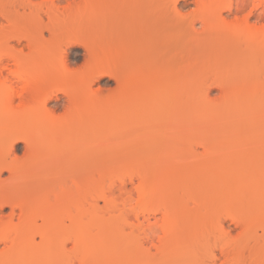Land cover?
<instances>
[{"label":"rangeland","instance_id":"rangeland-1","mask_svg":"<svg viewBox=\"0 0 264 264\" xmlns=\"http://www.w3.org/2000/svg\"><path fill=\"white\" fill-rule=\"evenodd\" d=\"M12 1L0 5L11 9ZM67 1H58L66 5L59 4V17L66 11L62 19L70 21H59L64 36L58 42L76 28L84 43L70 46L66 61L64 44L53 43L58 36L45 32L43 46L36 40L30 16L11 13V24L0 17L11 26H0L3 39L10 35L8 44L0 37L4 225H10L11 203L29 207L27 229L18 234L40 245L28 219L44 224L37 211L47 209L52 238L62 243L54 255L75 257V264L145 263L144 227L156 245L168 240L166 250L152 248L155 264H224L228 254L219 244H228L236 259L227 256L226 264H264V32L258 29L264 18L256 17L264 0L249 1L245 15L235 12L238 0H138L132 21L119 12L122 0ZM83 5L93 8L92 18L71 26ZM232 22L241 24V37ZM19 35L35 40L32 50L26 39L16 43ZM51 40L59 52L53 61L37 49ZM28 69L39 75L33 92ZM19 213L16 208L14 222ZM8 242L0 240V264L10 256ZM39 250L31 263L46 261L48 251Z\"/></svg>","mask_w":264,"mask_h":264},{"label":"bare ground","instance_id":"bare-ground-1","mask_svg":"<svg viewBox=\"0 0 264 264\" xmlns=\"http://www.w3.org/2000/svg\"><path fill=\"white\" fill-rule=\"evenodd\" d=\"M7 1V0H6ZM10 0H8V2H9ZM58 1H60V0H39V1H33V0H14V2L12 1V8L11 9H8V8H4L3 7V4H2V6L0 5V17L3 19V20H6L8 23H13V21H12V18H11V13H17V14H19V15H27V16H30L32 19H33V24H34V26L37 28V33H38V38L36 37V40L38 41V42H41V41H45V38H44V34H45V32H48L51 36H52V38H53V40H54V37L56 38L57 36H58V38H56L57 40H54V42L51 40V45H49V43H48V46H49V48H50V46H52L53 44H52V42L54 43V44H56L58 47H59V45H60V48L63 46V44H64V46H65V48H61L63 51H62V55L60 56L61 57V59L62 60H64V61H66L68 58H67V54H68V49H69V47L70 46H73L75 43L77 44V42H81L82 40H80L79 41V39L77 38V37H75V35L76 34H78V32L76 33L75 31H77L76 30V26L74 27L75 28V30H74V32L71 30V29H69V30H67L68 32L71 30L73 33L72 34H75L74 36L72 35V36H70V37H68V35H71V33L70 34H68V33H66V32H64L65 31V29H64V31H62V29H61V31H62V33H65V34H68L67 35V38L65 39L64 37V41H62V39H61V41L62 42H58V39L60 38V36H64V34H62L61 35V32L59 33L58 31H57V28L60 26V22L59 21H61V22H63V23H65V22H70V21H67V19H62L64 16L66 17V15H64V13H67L66 11H63L64 13H63V15L61 16L62 18H60L59 17V15H61V12H62V8L65 6L66 7V5H64L63 7H62V5L60 4V3H58ZM61 1H63V0H61ZM69 1H72V0H69ZM69 1H67V3L69 2ZM77 2H78V0H76ZM81 1H83V0H81ZM87 1V0H86ZM85 0H84V3H87ZM117 1V0H116ZM201 1V0H200ZM200 1H199V3H200ZM213 1V0H212ZM212 1H210L211 3H212ZM221 1V0H220ZM220 1H218V3L220 2ZM249 1H251V0H238L237 2H238V4L236 5H233L232 3V5L233 6H237V11H236V9H235V12H242L243 11V9L250 3ZM253 2H254V0H252ZM74 1H72V3H73ZM202 2V1H201ZM261 3H259L258 5H257V7L260 5H263V3H264V1L262 2V1H260ZM1 3V2H0ZM65 3V2H64ZM69 3H71V2H69ZM71 3V4H72ZM79 3V2H78ZM81 3V2H80ZM83 3V4H84ZM138 0H122V4H121V7H119V12L121 13V16L125 19V18H127V19H130L131 21H132V19L134 20V18L136 19V17H138L137 16V13H138ZM5 4V3H4ZM10 4V5H11ZM61 5V7L62 8H60V5ZM71 4H69L70 6H71ZM214 4V3H213ZM213 4H211L212 6H213ZM228 4V3H227ZM231 4H229V5H231ZM7 5H9V4H7ZM76 3L74 4V6L73 7H70L71 9H70V11H72V9L74 8V10H75V8H76ZM80 5V4H79ZM85 5V4H84ZM83 5V7L81 8L80 7V9L78 10V12H77V14L80 16V18H81V20H79L78 18H79V16H78V18H77V22L76 21H74L73 20V18H72V20L74 21V22H72L71 23V26H73L75 23V25H77V23H81L82 25H83V22L85 23L86 21H88V20H90L92 17V13H94V10H93V8H90V7H85ZM89 5H90V3H89ZM198 5V4H197ZM215 5V4H214ZM91 6V5H90ZM64 7V8H65ZM98 7V6H97ZM116 7V6H115ZM198 7V6H197ZM201 7H204V6H201ZM78 8H79V6H78ZM176 8H177V6H176ZM210 8V7H209ZM213 8V7H212ZM229 8V7H228ZM231 8H232V6H231ZM260 8V7H259ZM112 11H115L116 9L115 8H113V6H112ZM175 9V8H174ZM206 9V8H205ZM64 10H66V8L64 9ZM108 10V9H107ZM177 10H178V8H177ZM230 10V9H229ZM176 11V10H175ZM181 12H182V10H180ZM181 12H179V11H176V13L177 14H175V15H179L180 17H178V18H183L184 17V15L181 13ZM252 12V11H251ZM258 12H259V10H258ZM69 13H71V12H69ZM205 13V12H204ZM243 13V12H242ZM112 14V13H111ZM116 14H118V12L116 13ZM244 15H245V13H243ZM247 14V13H246ZM68 16L70 15V14H67ZM183 15V16H182ZM243 15V16H244ZM250 15H251V13H250ZM250 15H249V17H250ZM70 16H74L75 18L77 17L76 16V12H75V15H70ZM113 16V15H112ZM114 16H115V13H114ZM119 18H121L120 17V14L119 15H117ZM117 16H116V18H117ZM174 16V15H173ZM182 16V17H181ZM208 16H211V15H208ZM241 16V15H240ZM242 16V17H243ZM248 16V15H247ZM246 16V17H247ZM255 16V15H254ZM18 17V16H17ZM238 17V16H237ZM256 17H257V19L259 18H264V6L262 7L261 6V11L259 12V14H258V16L256 15ZM23 18H25V17H23ZM22 18V19H23ZM60 18V19H59ZM69 18V17H68ZM112 19L114 18V17H111ZM248 18V17H247ZM28 19V18H27ZM108 19V18H107ZM126 19V20H127ZM65 20V21H64ZM70 20V19H69ZM118 21L120 20V19H117ZM123 20V19H122ZM125 20V21H126ZM130 20H129V22H130ZM240 20V19H239ZM248 20V19H247ZM247 20H245V21H247ZM1 21V20H0ZM110 21V20H109ZM124 21V20H123ZM122 21V22H123ZM242 21H244V20H242ZM22 22V21H21ZM89 22V21H88ZM93 22V21H92ZM114 22V21H113ZM260 23H261V21H259ZM63 23H61V25L63 24ZM74 23V24H73ZM109 23V22H108ZM118 23H120V22H118ZM124 23V22H123ZM127 23V22H126ZM135 23V22H134ZM206 23V22H205ZM233 23V22H232ZM7 24V23H6ZM4 25V23H2V22H0V26L2 27V29H1V31H4L6 28H11V26L8 24V25ZM19 24V23H18ZM22 25H23V23H21ZM73 24V25H72ZM81 24H79L78 26H80ZM107 24V23H106ZM243 24H245V23H243ZM243 24H242V27H244L243 26ZM258 24V23H257ZM262 24V23H261ZM24 25H25V22H24ZM27 25H29V24H27ZM67 25V24H66ZM65 25V26H66ZM85 25V24H84ZM118 25V24H117ZM125 25V24H124ZM129 25H131V24H129ZM233 25L235 26V28H234V30H232V32L233 31H237L238 29H236V27H239L240 25L238 24V26H237V24L235 25L234 23H233ZM10 26V27H9ZM33 26V25H32ZM77 26V27H78ZM106 26V25H105ZM133 26V25H132ZM249 26H250V28L249 29H251V27H253L252 25H250L249 24ZM261 26V25H260ZM67 27H69V25H67ZM241 27V28H242ZM247 27V26H246ZM254 27H255V25H254ZM252 28V30H257L256 32L258 33V29L260 30L259 31V34H260V32L261 33H263L264 31V24H263V26H262V28L260 29V28H258L257 29V27H256V29L255 28ZM15 28H16V26H15ZM17 28H20L19 26L17 27ZM25 29H26V27H24ZM60 28H62V26H60ZM66 28V27H65ZM72 28V27H71ZM80 28V27H79ZM110 28H111V26H110ZM239 29H240V27H239ZM8 30H10V29H8ZM20 29H18L17 31H19ZM22 30V29H21ZM241 30V29H240ZM6 31V30H5ZM10 31H13L12 29L10 30ZM32 31V30H31ZM112 31V30H111ZM245 31V30H244ZM19 32H21V31H19ZM18 32V33H19ZM22 32H24L23 30H22ZM240 32V31H239ZM3 33V32H2ZM10 33V32H9ZM15 33V32H14ZM26 32H24V34H25ZM114 33V32H113ZM236 33V32H235ZM237 33H238V31H237ZM243 33H246V31L245 32H243ZM249 33V32H248ZM247 33V34H248ZM251 33H254V32H251ZM256 33V34H257ZM11 34V33H10ZM21 34V33H20ZM239 35L238 36H240L241 37V34L240 33H238ZM250 34V33H249ZM2 35V34H1ZM7 35V34H6ZM22 35H23V33H22ZM21 35V36H22ZM27 35V34H26ZM255 35V34H254ZM8 37L10 36V35H7ZM6 36V37H7ZM20 35H19V37L18 38H16L15 36H13L14 38L13 39H17L16 41V43H21L22 42V39L23 40H25V42H28L26 45L27 46H29V48H31V50H32V47L30 46V45H33V44H35L34 42H35V40L34 39H32V38H30L29 36H25L24 35V37L22 38ZM1 37V36H0ZM4 37V36H3ZM3 37H1L2 39H3ZM4 38L5 40H7V38ZM249 37V36H248ZM251 37V36H250ZM263 37V36H262ZM0 38V39H1ZM11 38H12V34H11ZM83 38V37H82ZM246 38H247V36H246ZM245 38V39H246ZM258 38V37H257ZM1 39V40H2ZM2 40V41H5V40ZM101 39V38H100ZM242 39H243V37H242ZM244 39V40H245ZM249 39V38H248ZM253 39V38H252ZM262 39V38H261ZM9 40H10V38L7 40V41H5V43L4 44H8L9 43ZM96 40V39H95ZM243 40V41H244ZM255 40V39H254ZM254 40H253V42H254ZM11 41H12V39H11ZM15 41V40H14ZM57 43H56V42ZM102 41V44H103V40H101ZM246 41V40H245ZM24 42V41H23ZM22 42V43H23ZM106 42V41H105ZM239 42H241V41H239ZM257 42V43H256ZM261 42H263V40L261 41ZM21 43V44H22ZM84 43V42H83ZM82 42L80 43V44H83ZM248 43H249V41H248ZM251 43V42H250ZM255 43L256 44H258V41L256 40L255 41ZM254 43V44H255ZM96 44V43H95ZM98 44V43H97ZM100 44V43H99ZM108 44V43H107ZM122 44V43H121ZM124 44V43H123ZM41 45L43 46V44H42V42H41ZM41 45H38L39 47H37V49H38V51H39V48H41V52H45L46 51V53H47V56L49 57V59L50 60H52V59H54L55 60V55H56V53H59V52H57L56 50L58 49V47L56 46V45H53L52 46V48L50 49L51 51H47L48 50V46H47V49H44V47H41ZM93 45V44H92ZM101 45V44H100ZM104 45V44H103ZM247 45V44H246ZM250 45V44H249ZM9 46V45H8ZM15 47V45H11V47ZM21 46V45H20ZM37 46V45H36ZM35 45H34V47H36ZM99 46V45H98ZM19 47V46H18ZM22 47V46H21ZM46 47V46H45ZM91 47V46H90ZM96 47V46H95ZM107 47H108V45H107ZM112 47V46H111ZM111 47H108V48H111ZM57 48V49H56ZM59 48V49H60ZM105 48H106V46H105ZM13 49V48H12ZM21 49V50H20ZM19 49V52H23V48H20ZM35 49V48H34ZM33 49V50H34ZM37 49H35V50H37ZM94 49V48H93ZM16 50V49H15ZM18 50V49H17ZM95 50V49H94ZM93 50V51H94ZM58 51H60V50H58ZM61 52V51H60ZM49 53V54H48ZM55 53V54H54ZM51 54V55H50ZM17 56V55H16ZM15 56V57H16ZM54 56V57H53ZM106 56V55H105ZM1 58H2V55L0 56ZM18 58V56L16 57V59ZM67 58V59H66ZM1 60V59H0ZM53 61V60H52ZM51 61V62H52ZM5 67V68H4ZM4 67H2V65H1V68L0 69H6V65L4 66ZM3 70H2V72H3ZM28 71H31V75H29V74H27L28 76H30V79L32 78V80H29V81H26V83H28L29 85H28V87H27V89L28 88H33V87H35L36 86V84H38L39 83V75H34V72L32 71V70H30V69H28ZM33 72V73H32ZM26 75V76H27ZM53 76H54V74H52ZM28 78V77H27ZM27 85V84H26ZM37 87V86H36ZM32 88H31V90L30 91H32ZM64 88H66V89H69V88H67V87H63L62 89H64ZM63 90L62 92L64 93H69V91L68 92H66L67 90ZM33 90H35V88L33 89ZM33 92V91H32ZM10 134H12V131H10L9 132ZM8 139V138H7ZM27 138H25V137H23L22 138V140H25V141H27L28 142V140H26ZM31 144V143H30ZM12 145V147L10 148V150H13L12 152H14V150H15V148H14V143L13 144H11ZM29 145V144H28ZM34 146V145H33ZM32 147V146H31ZM11 169V168H10ZM9 171H11V170H9ZM25 204V203H24ZM5 205V203H0V207L2 208L3 206ZM10 206H11V216H10V225H8V226H6V225H4L5 224V221L3 220V219H0V240H6V241H9L8 243V245H7V249H8V251H10L11 253L9 254L10 256H9V258L6 256V259L4 260V262H3V264H35V263H31V261H30V259H28L29 258V256H31V254L34 252V253H36L35 251H40V252H42L41 250H39V247H41V248H44L45 247V249L48 251V257L47 258H45V262H43V261H41V262H39V263H36V264H60V262H61V264H75V257H74V259H70L69 257H67V259H61V257H59V256H55L54 255V252H55V250H56V248L57 247H59L62 243H61V241H56L55 242V240L52 238L53 236H52V231H51V228H52V223H51V221H52V216H53V214H52V212L50 213L49 211H48V213H50V215L49 214H47L46 212V210L44 211H39V209H40V207H39V209H38V211L37 212H39V217H41V219L43 220V222H44V224H41V225H37L36 224V218L35 219H33V218H31V219H28L29 221H31L32 220V224L34 223V225L35 226H33L32 224V226L30 227V231H31V236H32V238L34 239L35 238V236H40L41 237V239H42V242H41V244L40 245H37L36 244V242L34 241V240H28V239H24V241L22 240H20L21 238H22V236L21 235H19L18 233H19V230H20V232H21V229H23L24 227V229H27V227L26 226H24V224L27 222V216L30 214L29 212H28V215H27V208H29V207H25V206H22V205H19V204H13V203H11L10 204ZM48 206V205H47ZM16 208H18L19 210H20V213H19V218H18V220H19V222H17V221H15V222H17V223H15L14 222V219H15V214H16ZM43 209H44V207H43ZM48 209H50V207L48 208ZM29 210V209H28ZM30 211V210H29ZM69 213V212H68ZM125 213L127 214H129V213H131V212H129L128 210L127 211H125ZM133 213V212H132ZM142 213H145V210H143L142 211ZM169 213L170 212H168V211H166L165 212V214H164V217L165 218H167V217H169L168 215H169ZM51 214H52V216H51ZM68 216H66V217H69V219H72L73 218V216L71 215V213L70 214H67ZM131 215V214H130ZM134 215H135V217L136 218H139V216H140V214L138 213V211H135L134 212ZM72 217V218H71ZM144 217V216H143ZM146 217V216H145ZM144 217V218H145ZM5 218H7L8 219V217L6 216ZM140 219V218H139ZM34 221V222H33ZM130 222H132V220L130 221ZM142 222V221H141ZM28 224H29V222H27ZM38 223V222H37ZM3 224V225H2ZM132 224V223H131ZM222 222H220V226H222ZM246 224V223H245ZM134 225V224H133ZM142 225V224H141ZM224 225V224H223ZM28 226V225H27ZM135 226H136V224H135ZM146 226V225H145ZM21 227H23V228H21ZM132 227V226H131ZM135 228V227H134ZM138 228V227H137ZM143 228V227H142ZM162 228H163V230L165 229V231L164 232H166V233H170L171 232V227L169 228V229H166V227L165 226H162ZM223 228V230H221ZM224 226L223 227H221L220 228V230L222 231H220V234H221V236H223L222 234H224L225 235V237L227 236V234H228V232L229 231H226L227 232V234H226V232H225V230H224ZM132 229V228H131ZM245 229V228H244ZM249 229V228H248ZM135 230V229H134ZM142 231V233H145L146 235H144V237L141 239L142 240V242L143 243H146V244H148L147 246H146V252H147V254H148V258H147V261H145V260H143V259H141V261H142V263L145 261V263H143V264H155V257H154V255H153V253H154V251H153V253H152V248L154 247L156 250H161V249H165L166 247L168 248V246H166L167 245V239H165V240H163L165 237H162L163 239V241H161L162 242V244L161 245H165L164 247H161L160 245L158 246V245H156L154 242H153V238L146 232L147 231V228L146 227H144L143 229H141ZM168 230H170V232L168 231ZM190 230H191V232H193L192 231V229L190 228ZM228 230V229H227ZM23 231V233L25 234V230H22ZM137 231H138V229H137ZM168 231V232H167ZM245 231V230H244ZM141 232H139V233H141ZM152 232H157V229L156 230H153ZM225 232V233H224ZM29 233V232H28ZM27 234V233H26ZM19 235V238L17 237ZM140 235V234H139ZM140 237V236H139ZM224 237V238H225ZM141 238V237H140ZM229 238H230V236H229ZM223 239V238H222ZM234 240H236L235 238H233ZM20 240V241H19ZM161 240V239H160ZM233 240V241H234ZM156 241V240H155ZM159 241V240H158ZM166 241V242H165ZM224 241H227L226 239L224 240ZM223 241V242H224ZM232 241V240H231ZM4 243V242H3ZM38 243H40V242H38ZM229 243V246H230V243H232V242H228ZM5 244H7V243H5ZM145 244V245H146ZM151 244V245H150ZM233 244H235V242L233 243ZM215 245V244H214ZM218 245V244H217ZM220 246V248L219 249H221V252L223 253H221L222 255H224L225 253L226 254H228V255H226L225 257L227 258V260L226 261H229L228 260V257L230 256L229 254H232V253H229V250H230V248L227 250L226 249V247L225 246H228V244L227 245H223L222 244V246H221V244H219ZM43 246V247H42ZM61 247H62V245H61ZM60 247V248H61ZM215 247H216V245H215ZM231 247V246H230ZM232 247H234V246H232ZM231 247V248H232ZM5 248H6V246H5ZM63 248L64 249H66V244H63ZM228 248V247H227ZM59 249V248H58ZM217 249H218V247H217ZM233 249V248H232ZM44 250V249H43ZM61 251H62V249H60ZM166 250V249H165ZM46 251V252H47ZM162 251H164V250H162ZM161 251V252H162ZM220 251V250H219ZM228 251V252H227ZM44 252V251H43ZM231 252V251H230ZM233 252V251H232ZM5 253H6V251H5ZM4 253V254H5ZM33 253V254H34ZM38 253V252H37ZM155 254V253H154ZM8 255V254H7ZM233 255V254H232ZM62 256V255H61ZM228 256V257H227ZM218 257H216V255L214 254V259L213 260H216ZM232 258H234V260H236L235 259V257H229V259H230V261L232 262ZM233 260V261H234ZM225 261V263L224 264H226V263H230V261L229 262H226Z\"/></svg>","mask_w":264,"mask_h":264}]
</instances>
